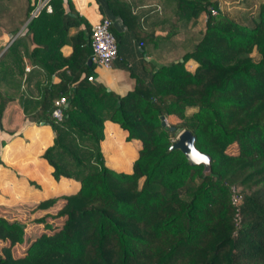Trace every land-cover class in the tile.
Returning <instances> with one entry per match:
<instances>
[{"label":"trees","instance_id":"obj_1","mask_svg":"<svg viewBox=\"0 0 264 264\" xmlns=\"http://www.w3.org/2000/svg\"><path fill=\"white\" fill-rule=\"evenodd\" d=\"M159 3L161 16L155 12L151 21L169 33L166 40L143 30L127 3H104L110 12L104 16H117L158 61L142 60L146 72L138 76L130 68L135 84L121 94L95 80L97 66L86 63L90 25L69 0H48L50 11L41 7L0 53V115L17 99L25 120L48 126L51 143L40 156L53 180L73 182L38 203L64 200L55 214L33 220L49 217L59 225L29 236L23 250V223L0 209V241L7 242L0 264H264V0L256 16L221 11L219 0ZM34 5L28 0L25 18ZM202 14L194 41L187 26ZM109 30L118 47L123 35L111 24ZM63 45L71 46L67 56ZM188 60L192 71L184 67ZM167 116L176 121L165 127ZM105 121L116 123L126 141L139 142L129 171L109 167L103 157ZM177 129L189 130L195 148L210 157L209 175L168 150ZM234 142L238 152L229 155ZM230 184L241 195L236 226Z\"/></svg>","mask_w":264,"mask_h":264},{"label":"crops","instance_id":"obj_2","mask_svg":"<svg viewBox=\"0 0 264 264\" xmlns=\"http://www.w3.org/2000/svg\"><path fill=\"white\" fill-rule=\"evenodd\" d=\"M69 1L74 10L89 25L98 20L100 15L104 16L110 13L107 9L105 10L104 3L106 0ZM121 1L129 5L132 13L137 17V23L143 30H153L155 40H166L169 38V33L166 32L165 28H160L154 21H151V15H154L155 12L161 16L159 0ZM29 2L37 5L38 0H29ZM99 4L104 9L103 13L100 11ZM27 5L28 0H0V10L2 8V10L6 11V13L0 12L2 13L0 14V53L14 35H18L24 30L27 20L25 18ZM202 15L197 19L202 18ZM192 23L191 21L187 26L191 30ZM79 28H82V25ZM111 29L113 32L123 35L117 47V58L108 68H94V77L106 89L121 94L126 90L132 89L135 84V78L129 72L130 68L133 69L135 76L137 73L145 74L146 68L142 65V62L151 61L157 64L158 61L155 55L151 53L149 46L144 43L143 46L145 47H142L141 42L137 41L136 37L131 31L126 29L117 16L111 18ZM146 47L148 49L147 52L142 54L140 52L141 49ZM60 52L63 56L69 55L71 46H61ZM25 70H28V64H26ZM57 80V77H52V81L55 82ZM103 125V139L113 140V143L117 139H124L126 133L116 123L105 121ZM51 138L52 133L48 126L41 123L35 124L24 119L17 99L6 103L0 115V209H9L14 214H17L22 212V209L34 207L33 213L35 214H31V218L34 219L44 214H54L64 204V200L58 198L50 205L36 207L44 198L73 184L72 181H64V179L53 180L50 176V166L40 156L44 148L51 143ZM131 161L132 159H130L129 164L126 165V169L123 171L130 170ZM29 180L33 181L36 186L29 184ZM16 217V215L14 217L6 216L8 220H11V218L16 219ZM58 223L55 224L54 219L49 217L42 223H34L36 226H41L39 227L40 230L37 233H23L22 239L24 235L26 236L24 245L29 236L41 233L51 234L45 228V225L47 227L49 225V229H53L54 226L57 229ZM21 243H23V240ZM21 243L18 246L22 245ZM6 245V241H0L1 247Z\"/></svg>","mask_w":264,"mask_h":264},{"label":"rangeland","instance_id":"obj_3","mask_svg":"<svg viewBox=\"0 0 264 264\" xmlns=\"http://www.w3.org/2000/svg\"><path fill=\"white\" fill-rule=\"evenodd\" d=\"M262 1L263 0H219V6H220L221 11H227V12L229 11V12H233V14H235L237 11H238V13L239 12L243 13V12H246L248 9L249 12H253V16H256L257 7H258L259 3H261ZM1 11L3 13H6V11L2 10V8H1L0 12ZM0 14H2V13H0ZM248 17H249V14H247L246 18H248ZM204 18H205V16L202 15V18L196 19L192 23V33H193V40L194 41L198 40L200 37L201 30L203 29ZM178 54H179V52H177V55ZM250 56L252 57L253 60H257V58H258V56L254 50H252L250 52ZM171 57H172L171 55L167 56L168 59H170ZM194 66H195V62L191 61V60H188L184 64V67L190 71H192ZM193 110H194L193 108H187L186 113L189 114ZM162 120L164 121L165 127H167L168 125H170L176 121L175 117H173V119H172L171 116L164 117ZM181 130L182 129H177V130H175L173 136H169V142L170 143H172L175 140L176 135ZM112 141L113 140H110V139H103L101 141L100 146H101V149L103 151V157H104L105 161H107L106 163L109 167H112L114 169L118 168L116 170H125L126 165H128L130 162V159L134 158L135 151H136L137 147H139V142H138V140L126 141L125 137H124V139H117L116 142H114V143ZM225 152L229 155H236L238 152L237 144L235 142L230 144L226 148ZM141 180H142V178H140L137 182V184L139 186L141 184ZM28 183L33 185L34 182L29 180ZM234 195H235V197L240 195L238 192V188L236 187L235 184H230L228 187V201L232 207V212H233L232 213V221H233L234 226H236V224L238 222V215H237V208L232 203V196H234ZM36 207H37V205H36ZM34 210H35L34 207L33 208L28 207V208L22 209L21 210L22 212L15 214L17 216L16 220L23 223V225H24L23 233H26V234H31L34 232L37 233V231L40 230L39 227H41V226H36V224L33 223V220L35 218L34 219L31 218L32 217L31 214H35V213H33ZM50 215H53V214H50ZM11 220H12V218H11ZM45 228H47L49 230V233L52 232L49 229V225H48V227L45 225ZM25 238H26V236L24 235V238L22 239L23 243H21L22 245H20V248L18 250L24 249V247L26 245V244L24 245ZM16 247L17 246H14V248H16Z\"/></svg>","mask_w":264,"mask_h":264},{"label":"built area","instance_id":"obj_4","mask_svg":"<svg viewBox=\"0 0 264 264\" xmlns=\"http://www.w3.org/2000/svg\"><path fill=\"white\" fill-rule=\"evenodd\" d=\"M42 1V2H41ZM48 0H38L34 8L30 11V18L35 16L41 7H45L47 12L50 11V6L47 4ZM215 11L212 10L211 14ZM111 20L103 15L90 25L89 46H90V63L97 67L108 68L112 62L117 58V45L114 36L109 30ZM9 43V42H8ZM7 43V44H8ZM87 80H91L88 76ZM64 104V98L60 97L54 101V107L51 116L55 119L61 118V106ZM240 195L232 196L233 205L238 206L240 202Z\"/></svg>","mask_w":264,"mask_h":264},{"label":"water","instance_id":"obj_5","mask_svg":"<svg viewBox=\"0 0 264 264\" xmlns=\"http://www.w3.org/2000/svg\"><path fill=\"white\" fill-rule=\"evenodd\" d=\"M29 19H30V16L27 18L25 24L28 22ZM16 35H14L12 38H14ZM12 38L10 39V41H12ZM179 60L181 61V59H179ZM86 63L89 65L90 60L87 59ZM161 124L164 125L163 120H161ZM173 129H174V127H169L170 131H173ZM173 149L179 150L183 154L184 158L186 159V161L189 165H191V166L201 165L202 166L201 172H202L203 176H207L210 174V165H204L203 163L197 164L194 162V160L191 156L193 149H195L197 152H199L201 154H205V153H202L195 148L194 136L190 133L189 130L182 129L181 131L178 132V134L175 137V140L172 143H170V145L168 146V150H173ZM205 155H207V154H205ZM209 159H210V157H209Z\"/></svg>","mask_w":264,"mask_h":264},{"label":"clouds","instance_id":"obj_6","mask_svg":"<svg viewBox=\"0 0 264 264\" xmlns=\"http://www.w3.org/2000/svg\"><path fill=\"white\" fill-rule=\"evenodd\" d=\"M191 156L195 163L200 164L203 163L204 165H210L211 161L209 157L205 154H201L197 152L195 149L192 150Z\"/></svg>","mask_w":264,"mask_h":264}]
</instances>
